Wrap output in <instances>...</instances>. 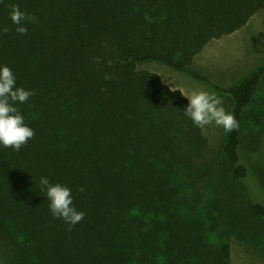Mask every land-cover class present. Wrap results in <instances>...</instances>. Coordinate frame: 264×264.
<instances>
[{"label": "trees", "instance_id": "1", "mask_svg": "<svg viewBox=\"0 0 264 264\" xmlns=\"http://www.w3.org/2000/svg\"><path fill=\"white\" fill-rule=\"evenodd\" d=\"M11 4L37 18L18 34ZM264 0H0V66L35 90L17 103L35 135L0 145V264H230V239L264 241V133L248 113L264 64L224 86L190 65ZM159 62L232 100L218 154ZM258 118V117H257ZM84 219L53 217L40 177ZM83 187L81 193L79 188ZM256 246V245H255Z\"/></svg>", "mask_w": 264, "mask_h": 264}, {"label": "rangeland", "instance_id": "2", "mask_svg": "<svg viewBox=\"0 0 264 264\" xmlns=\"http://www.w3.org/2000/svg\"><path fill=\"white\" fill-rule=\"evenodd\" d=\"M262 64H264V8L253 14L238 30L208 41L193 57L190 66L206 75L210 81L229 86L239 82ZM137 68L157 73L165 84L179 89L183 94L190 95L197 90L214 93L222 98L223 107L230 112L232 100L229 96L217 93L208 85L194 80L183 72L159 62H143L138 64ZM248 121L252 128H260L264 133V82L248 113ZM201 130L207 140L205 154L208 157L209 152L218 154L226 135L224 129L212 124ZM259 192L264 195L262 190L259 189ZM255 245L232 236L229 246L230 264H264V241Z\"/></svg>", "mask_w": 264, "mask_h": 264}, {"label": "clouds", "instance_id": "3", "mask_svg": "<svg viewBox=\"0 0 264 264\" xmlns=\"http://www.w3.org/2000/svg\"><path fill=\"white\" fill-rule=\"evenodd\" d=\"M9 7L10 19L16 26L15 31L21 35L26 34V25L35 23L37 18L22 11L17 4H11ZM9 31L5 26L0 29V34H7ZM172 90L175 91V88ZM34 94L35 90L29 91L16 86V77L9 66H0V145L3 147L18 152L34 137V130L25 123L24 116L16 106L17 103H27ZM183 95L188 100L183 112L197 127L203 129L215 124L228 133L238 130L237 119L225 110L221 97L205 90ZM39 183L41 192L45 193L49 201L53 217L63 219L69 225V230L84 219L86 213L74 206V197L68 186L51 183L47 176H41ZM79 191L83 193L84 188H79Z\"/></svg>", "mask_w": 264, "mask_h": 264}]
</instances>
